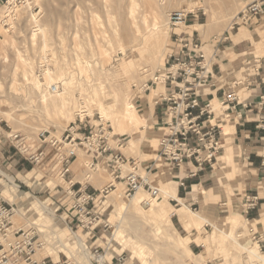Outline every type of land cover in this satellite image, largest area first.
<instances>
[{"label": "rangeland", "instance_id": "obj_1", "mask_svg": "<svg viewBox=\"0 0 264 264\" xmlns=\"http://www.w3.org/2000/svg\"><path fill=\"white\" fill-rule=\"evenodd\" d=\"M5 2H0V169L13 176L23 187V193L18 195L22 199H18L16 203L19 202L21 211L31 208L27 218L57 229L63 243L73 252L81 251L75 240L81 238L89 250L99 248L100 253L111 264H255L250 260L246 261L233 240L210 237L215 232L211 224L185 227L179 216L173 214L172 223L167 224L161 217L148 213L151 208L149 204H143V208L131 206L122 213L123 201L135 204L140 195L146 199H156L157 203H152L154 210L158 209L164 199L159 194L157 198H153L144 190L133 199H127L124 195V184L114 180L106 162L100 163L98 171L91 172L86 168L92 158L82 149L78 151V159L72 166L74 181L84 185L89 182L100 190L111 184L116 188H109L104 197H101L100 210L108 222L107 229H97L94 237L76 227L71 231L61 219L65 212L70 211L67 200L62 202V209L56 213L57 204L62 200L56 197L60 187L67 185L58 179L55 161L49 159L36 167L19 155L6 138L7 133L15 131L34 139L47 130L51 133V139L61 140L70 126L75 123L79 125V119H86L87 128L91 130L90 128L99 123V117H102L98 103L101 101L107 107H112L115 104L114 96L117 95V104L110 110L112 118L103 119L105 126L114 134L126 138L123 154L127 158H134L135 164L140 167L152 164L156 167L152 174L164 170L166 182L176 181L171 175V166L158 156L162 124L157 120L159 115L155 94L165 92V88L159 85L156 92L144 93V85L157 71H164L169 55L176 48V40L192 35L193 25L204 26L199 34L204 50L208 56L211 55L213 38L230 29L233 19L244 6L243 0H28L24 5L16 3L18 7L15 9L18 11L12 10L13 17H6L9 10ZM133 3L136 4V15L140 21L147 14L149 21L154 16L158 17L162 30L168 37L164 42L161 43L162 40L157 38L156 32L147 30L143 23L140 25L141 33H135L129 17V8ZM182 9L205 14L199 18L197 15L192 16L183 27H170V14ZM40 12L41 19L38 20L36 16L39 22L36 24L34 16ZM36 25L46 31V36L41 30L35 32ZM262 25L259 22L250 28L240 27L238 32L248 35L247 47L242 51L246 53L240 56L242 61L264 56V28L259 27ZM232 40H235V35H232ZM153 41L157 43L156 50L151 49ZM257 43H261L260 46ZM120 45L127 49V56L120 52ZM42 63L45 65L43 78L39 79L43 84L40 93L35 87V79H38ZM24 71L28 72V80L23 75ZM48 71L50 75L47 78ZM53 85H58V93L50 90ZM43 93L47 96L48 107L43 103ZM60 94L62 96H57ZM64 99L67 102V111L63 115L59 108L62 107ZM125 102L134 104L144 121V125L137 130L136 139L114 124V117ZM219 106H216L218 113L221 111ZM150 109H154L152 116L149 114ZM81 114L85 115L84 118ZM228 134L226 131L224 136ZM48 152L51 153L49 150ZM240 167V164H234L232 168L220 171L219 176L218 170L221 167L218 161L212 173H207L217 176L220 183L219 191L223 203L216 209L209 210L205 207L202 200L204 189L201 185L198 199L186 196L192 190L191 187L187 190L181 188L179 196L189 199L188 206L193 212L192 216L202 213L226 235L245 240V246L254 247L258 243L251 223L243 217L242 210L232 209L235 198L231 180L235 179L236 174H241ZM126 168L133 170L129 165ZM235 169L237 172L226 176V172ZM139 174L147 175L143 168ZM154 186L158 187L155 184ZM114 191L120 198L115 202L112 201ZM24 192L29 193L28 200ZM37 200L47 201L55 215H42L34 204ZM165 202L164 216L172 212V208L179 209L181 206L173 199ZM225 203L228 205L223 206ZM27 218L24 220L18 216L17 224L26 225ZM50 242L54 243L52 240ZM56 245L52 247L55 255L58 256V250H63L67 255L71 254L62 246L56 249ZM255 253L263 254L259 245ZM47 255L49 252H43L41 257ZM61 259L66 257L61 254ZM88 259L95 262L97 257Z\"/></svg>", "mask_w": 264, "mask_h": 264}, {"label": "built area", "instance_id": "obj_2", "mask_svg": "<svg viewBox=\"0 0 264 264\" xmlns=\"http://www.w3.org/2000/svg\"><path fill=\"white\" fill-rule=\"evenodd\" d=\"M18 2L19 5H24L28 0H6L5 3L12 12L18 7L16 4ZM243 2L242 10L233 19L226 35L215 37V42L228 40L230 31L237 27L259 22L264 24V0ZM194 15L195 11L184 9L174 11L169 16V26L183 27L190 16ZM35 16L40 20L41 12ZM217 56L218 50H214L208 56L201 42L185 35L176 40V48L169 55L164 71H157L144 85V93L156 92L159 85L165 88V92L155 94L157 97L155 104L162 111V124L167 129L166 135L159 140L158 156L170 165L172 170L192 167L193 170L188 174L189 178H194L216 166L224 149L222 124L231 119V113L238 107L249 109L253 106V103L245 100L240 92L248 90L250 86L240 79L233 81L225 100L219 104L220 113L211 101L202 103L204 96L202 91L210 85L212 67ZM41 65L38 80L44 75L45 63ZM50 90L56 93L59 87L53 85ZM260 105H264V98ZM85 120L79 119V125L75 123L70 126L61 140L51 139V133L47 130L42 131L34 139L15 131L7 133L6 138L19 155L36 167L49 159L55 161L58 168L57 177L67 185L60 187L56 197L62 198L57 204L56 213L62 209V202L67 200L70 211L65 212L61 219L71 231L76 227L94 237L97 229L109 227L103 211L100 210L101 197L115 185L111 184L100 190L89 182L84 185L82 182L74 181L72 166L78 158L79 150H85L92 158L89 165H86L89 171H98L100 163L104 162L111 166V175L115 181L124 184V195L127 199H132L142 189L151 197L157 198L158 191L152 187L148 178L139 174V166L135 164V159L127 158L123 154L122 149H125L127 144L125 137L114 134L106 127L103 117H99V123L90 128L91 130H88ZM261 123L264 124V121ZM262 127L264 128V125ZM128 165L133 170L127 169ZM152 171L151 168L146 173L152 174ZM10 177L14 183L10 182ZM182 186H185V183H182ZM22 190L23 187L13 176L0 173V264H100L92 262L80 251L67 255L63 250H58V256L55 255L52 247L57 244V249L62 244L60 234L53 227H47L38 220L32 221L27 217L26 225H18L17 217L23 216L19 202L16 201L22 199L18 196L23 193ZM24 193L28 200L29 193ZM33 194L38 195L35 192ZM257 201V197H248L245 209H254ZM53 204L56 205L55 202ZM43 252H49V255L41 257ZM89 252L97 258L106 257L100 253L99 248ZM61 254L66 259H61Z\"/></svg>", "mask_w": 264, "mask_h": 264}, {"label": "crops", "instance_id": "obj_3", "mask_svg": "<svg viewBox=\"0 0 264 264\" xmlns=\"http://www.w3.org/2000/svg\"><path fill=\"white\" fill-rule=\"evenodd\" d=\"M4 1L6 0H0L2 3ZM199 12L198 14L195 13L198 18L204 15L201 11ZM190 18H192V16ZM262 26L259 27L264 28V24ZM247 27L250 28L252 25ZM227 31L228 30H226L225 33ZM238 31H240V27L231 30L229 39L226 41L215 42L214 38L217 36L213 38L212 49L213 51L218 50V56L213 63L210 85L202 91L204 94L202 103L204 104L211 101L215 106H218L225 100V96L228 94L233 81L236 79L243 80L250 86L248 90L242 91V95L245 100L251 101L253 106L249 109L238 107L235 112L233 111L231 113V119L222 124L224 149L221 157L230 155L232 156V161L229 165L226 164L222 167L224 162L220 158L219 164L221 168L218 170V173L226 170L228 167L232 168L234 164H240L241 174H236L234 177L235 179L231 180L233 186L232 192L235 198L232 201V209L234 211L242 210L243 217L252 224L251 227L254 226L251 228L252 232L260 247V252L264 254V128L262 127L264 124L261 123V121H264V105H260L264 98V56L242 61L240 56L246 53L242 51H245L247 47L246 42L248 39L246 38H248V35H246V33L241 34V32ZM225 33L223 35H226ZM232 35H235L234 41L232 40ZM189 36L195 41L201 42L204 47L199 31L194 30L192 35ZM194 36H196V39ZM262 42H264V40ZM257 44L260 46L261 43ZM156 108H158L159 115L157 119L158 123L161 121L162 124V111L160 107L156 106ZM153 111H151V109L149 110L150 116H152ZM226 131L229 134L224 136ZM166 133L167 129L162 124V136L166 135ZM106 166L108 170L111 171V166L108 163H106ZM138 168L140 171L141 168H143L147 172L151 168L154 170L156 167L148 163ZM213 169L214 167L209 168L199 173L198 176L194 178L188 177L189 172L193 170L192 167L172 170L171 175H173V178L179 183L177 196L181 198L179 196L181 188L187 190V188H193L194 186L198 187L200 195L201 188L199 185H201L204 189L202 200L205 207L209 210L219 207L220 204L223 203V198L221 191H219L220 183L218 177L207 174L210 171V173H212ZM234 172H237L236 169L235 171L226 172V176L232 175ZM219 174V176H221V173ZM206 177L209 178L205 179ZM182 183H185V186H182ZM187 184L189 186H187ZM186 196L189 197V193H187ZM248 197L258 198L256 207L252 210L245 209ZM176 201L179 202L178 200ZM226 205L228 204L225 203L223 206ZM227 208L230 207L228 206ZM234 214L241 217L239 213L234 212Z\"/></svg>", "mask_w": 264, "mask_h": 264}, {"label": "bare ground", "instance_id": "obj_4", "mask_svg": "<svg viewBox=\"0 0 264 264\" xmlns=\"http://www.w3.org/2000/svg\"><path fill=\"white\" fill-rule=\"evenodd\" d=\"M134 1V0H133ZM131 5V4H130ZM135 3H133V5H131V7L129 8V17L131 19V24L134 28V31L135 33L137 34H140L141 33V23H143L147 30H153L156 32L157 34V38L158 39H161V43L164 42V40H166L168 37H167V33L164 32V30H162V26H161V23L158 19L157 16H154L153 20L149 21L147 19V15L143 16L141 21L138 19L136 13H137V9L135 7ZM16 10V9H15ZM155 10V9H154ZM18 11V10H16ZM153 14V13H151ZM10 15L13 17V13H11L9 11V14H8V17H10ZM158 15V14H157ZM34 16V15H33ZM35 20H36V24L39 23L36 19V16H34ZM13 21V20H12ZM203 25H200V24H196V25H193L191 26V28H193L194 30H197V31H201L203 29ZM42 27H40L39 25H36V27L34 28L35 29V32L39 30L42 31L43 35L46 34V31L44 29H41ZM192 29V30H193ZM117 33V36L118 35V32L115 31ZM36 35V33H35ZM46 36V35H45ZM43 37V36H42ZM246 37V36H245ZM263 38V37H262ZM119 39V37H118ZM122 41V40H121ZM121 43V42H120ZM112 44V43H110ZM256 45V44H255ZM156 46H157V43L156 41H153L152 42V48L153 50H156ZM46 47V45L44 46V48ZM120 52H122L125 56H127V49L125 48V46L123 45H120ZM113 49V48H112ZM150 49V48H149ZM107 50V49H106ZM151 50V51H153ZM165 50V49H164ZM150 51V52H151ZM19 53V52H18ZM107 53V51H106ZM149 53V52H148ZM22 54V53H21ZM20 54V55H21ZM108 55V54H106ZM157 56V55H156ZM25 61V60H24ZM23 62V61H22ZM25 64V62H24ZM18 65V64H17ZM27 67V66H26ZM24 70V69H23ZM16 72H17V69H16ZM24 74V77L28 80V72L27 71H24L23 72ZM16 75V74H15ZM47 78L49 77L50 75V71L47 72ZM52 79V78H51ZM37 82L35 83V87L38 89V91L40 92L41 91V87L43 86V84L40 83V81L38 79H35ZM52 81V80H51ZM1 85V84H0ZM14 86L13 85V89H14ZM58 86V85H56ZM52 87V86H51ZM50 87V88H51ZM11 89V90H13ZM15 90V89H14ZM16 91V90H15ZM42 93V92H40ZM58 93V92H56ZM62 94V93H61ZM57 95V96H62V95ZM42 95V99H43V103L44 105H46V107H48V103L47 102V96L43 93L41 94ZM64 95V94H63ZM66 98V97H65ZM114 100H115V104H112L114 106H116V102H117V95L114 96ZM66 105H67V102L66 100L64 99L63 103H62V107L59 108V111L63 114L65 112V108H66ZM98 106H99V109L101 111V114H102V117L105 119V117H111L113 115H110V110L112 107H107L103 102H99L98 103ZM67 111V110H66ZM88 111V109H87ZM85 112V111H84ZM83 112V113H84ZM60 113V114H61ZM150 113V112H149ZM66 114V113H65ZM64 115V114H63ZM82 118H84V114H81L80 115ZM112 118V117H111ZM114 124L117 125L118 128L120 129H123V130H126L130 135L131 137H133L134 139L137 138V130L138 128L141 126V125H144V121L143 119L140 117V115L138 114V111H137V107L132 104V103H129V102H125V105L123 106V108H121L117 114V116L114 117ZM115 125V126H116ZM141 128V127H140ZM144 128V127H143ZM125 131V132H126ZM141 132V131H140ZM142 134V133H141ZM143 135V134H142ZM143 138V137H142ZM222 161L224 162V164L222 165V167L224 165H229L232 161V156L230 155H226L224 157H221ZM0 173H5L3 170L0 169ZM165 171L164 170H161L159 173L157 174H149L147 173V175L145 176L146 178L149 179V182L150 184L152 185V187H154L157 191H158V194L159 196L162 197V199H164V201L162 202V204H159L158 205V209L157 210H154L152 207H154L152 205V203H157L156 202V199H146V197L140 195L139 199H136V202L135 204H133L134 202H125L123 201L122 205H121V211L122 213H124V211H126L129 207L133 206L135 208H143V204H149V206L151 207L148 211V213L152 214V215H156L157 217H161L163 219V221H165L167 224H171L172 221H171V217H172V214L173 215H178L179 218L181 219V223L185 226V227H194V226H197V227H202L203 224H211L213 225L214 229H215V232L213 233L212 236L210 237H225L227 239H229L230 241L233 240L235 244H237V247L242 251L246 261H251L255 264H264V255L263 254H257L255 253V249L258 248V245L254 247L252 246H245V240H240L238 238H233L232 236H229V235H226L222 230H219L218 227H216V225H214L211 220H209L207 217H205L202 213H198V214H194L195 216H192L193 212L191 211L190 207L188 206V201L189 199H181L177 196V192H178V186H179V183L177 181H170V182H166L165 181ZM92 178V177H91ZM10 182L11 183H14L13 181V178L10 177ZM157 185L158 187H155L154 186ZM143 190V189H142ZM141 190V191H142ZM141 191H139L138 193H140ZM145 191V190H144ZM137 193V194H138ZM113 197H112V201L115 202L116 200H119V196L118 195H115V191L112 193ZM136 194V195H137ZM198 195H199V189L197 186H194L192 188V190L189 192V197L193 198V199H197L198 198ZM135 197V196H134ZM133 197V198H134ZM132 198V199H133ZM171 199H176L180 202L181 206L179 209H176V208H172L174 209L172 212L168 213L167 215H163V211L165 210L164 206L166 203L165 201H168V200H171ZM24 202V201H23ZM47 202V201H46ZM37 203V204H36ZM34 203L37 210L39 212L43 214H46V215H53L54 216V213L55 211L49 206L47 205L45 202H42L40 200H37V202ZM25 206V205H23ZM31 209V208H30ZM29 210H24V211H21V215L26 218L27 217V213ZM35 210V209H34ZM35 212V211H34ZM32 216V215H30ZM29 216V217H30ZM25 220V219H24ZM28 222V220L26 221V223ZM252 225V224H251ZM254 227V226H253ZM251 227V228H253ZM244 228H245V225H244ZM249 229V227H248ZM241 230V229H240ZM214 231V230H213ZM75 235V234H74ZM60 238V237H59ZM76 242L78 243V245L80 246V252L82 254H84L86 257L90 258V259H93V256L90 255L89 253V249L88 247L86 246L85 242L79 238V239H75ZM74 240V241H75ZM60 242L62 244V246H64V248L66 249L67 252L69 253H73L72 249H70V247H68L67 244L63 243L62 239L60 238ZM79 251V250H78ZM95 261V260H94ZM110 261L108 258L106 257H99L96 259V263L99 262L100 264H103L104 262H108Z\"/></svg>", "mask_w": 264, "mask_h": 264}]
</instances>
